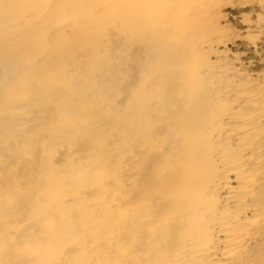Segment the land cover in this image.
<instances>
[{"label": "bare ground", "instance_id": "bare-ground-1", "mask_svg": "<svg viewBox=\"0 0 264 264\" xmlns=\"http://www.w3.org/2000/svg\"><path fill=\"white\" fill-rule=\"evenodd\" d=\"M103 1L114 5L113 0ZM31 36L26 41L35 40L33 47L41 52L45 44ZM2 42L0 49L10 50L0 55L2 79L21 65L31 73L20 80L37 71L21 40ZM96 42L109 57V42ZM196 48L206 49L216 60L222 55L214 42ZM187 53L192 57L196 51ZM162 63L171 67L167 60ZM198 67H188L172 88L147 93L133 111L129 130H108L99 118L91 122L69 116L56 128L48 122L49 135L34 146L23 138L16 146L23 154L15 161L0 155V175L8 177V184H0V264H264V257L251 258L247 252L251 243L264 239L253 230L254 225L264 226V207L258 202L264 179V82L252 83L249 76V82L242 81L238 72L222 64L214 67L207 88L206 74ZM108 99L105 105L114 102ZM167 109L172 111L166 118L169 127L154 133L152 122H159L154 117ZM44 116L14 125L0 146L13 144L12 130L39 131L41 122L49 120ZM79 126L91 133L86 137L89 149L83 141L57 143V129ZM110 137L124 139L131 148L126 153ZM136 149L143 152L144 161H139ZM109 151L113 153L106 167L97 153ZM38 157L45 185L30 187L25 200L31 209L23 215L17 212L23 191L18 172L24 171L19 168ZM127 167L130 173L123 175ZM85 176L86 182L76 183ZM134 191L140 195L133 197ZM124 195L128 202L120 204ZM38 200L43 211L36 207Z\"/></svg>", "mask_w": 264, "mask_h": 264}, {"label": "rangeland", "instance_id": "rangeland-1", "mask_svg": "<svg viewBox=\"0 0 264 264\" xmlns=\"http://www.w3.org/2000/svg\"><path fill=\"white\" fill-rule=\"evenodd\" d=\"M108 4L103 0H0V44L3 45L4 39L21 40L26 54L33 56L35 68H38L32 76L22 80V76L31 73L25 65L6 79L0 77V142L17 123L33 120L39 115L48 118L47 115L52 114L49 120L41 122L36 133H33V127H28L24 134H14L12 130L13 144L6 148L0 146V155L4 154L10 162L22 156L23 151L16 146L23 138L29 141L28 145L34 146L37 140L49 135L48 122L56 128L61 125L58 121L69 116L91 122L99 118L104 120L101 125H107L108 130L115 126L129 130L134 122L133 111L135 114L136 105L147 99V93L172 88L182 80L181 75L186 74L190 66L196 68L198 65L206 74L203 79L206 87L214 79V67L222 64L238 72L242 81L249 82L245 78L249 76L252 83L264 82V0H113L112 7ZM31 34L45 44L41 52L33 47L35 40L26 41L32 38ZM98 39L109 42V57L102 52V46L93 43ZM207 42L218 44L222 55L217 60L206 49L199 51L196 48ZM95 48L100 50L94 53ZM190 49H195V56H188ZM7 51L0 49V55L10 53ZM202 58H206L204 62ZM165 60L171 67L162 63ZM206 68H212L208 74ZM205 90L200 95L201 104L205 101ZM111 97L114 102L105 105ZM160 98L155 104L157 109L161 108ZM94 101L101 106L95 105ZM214 111L217 113L219 109ZM171 112L167 109L157 113L158 117L156 114L154 119L158 118L159 122H152L154 133H162L169 127L166 118ZM57 131L54 134L57 143L67 145L83 141V146L89 149V138L86 137L91 133L83 127H65ZM112 140L115 147L123 145L126 153V149L131 148L122 138L110 137L109 141ZM112 153H97L106 167ZM142 153L136 149L140 162L145 159ZM42 166L38 157L35 162L19 168L24 171L18 172L23 191L17 212L23 215L31 209V202L26 204L25 200L32 193L30 187L45 185V179L39 177ZM94 167L89 165V169ZM122 170L123 175L130 173L128 167ZM7 178L1 174L0 184H8ZM84 182L86 176L83 179L77 177V184ZM260 189L258 202L264 207V179ZM133 193V197L140 195L136 191ZM127 199V196L122 197L119 203H127ZM36 207L41 211L44 209L39 200ZM253 230L256 234H264L261 224L254 225ZM262 238L248 246L249 257H264Z\"/></svg>", "mask_w": 264, "mask_h": 264}]
</instances>
